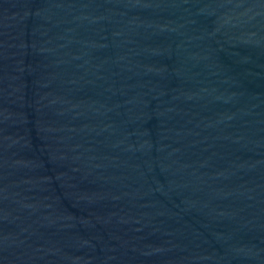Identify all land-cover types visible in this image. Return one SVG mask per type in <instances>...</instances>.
<instances>
[{
  "label": "water",
  "instance_id": "1",
  "mask_svg": "<svg viewBox=\"0 0 264 264\" xmlns=\"http://www.w3.org/2000/svg\"><path fill=\"white\" fill-rule=\"evenodd\" d=\"M0 264H264V0H0Z\"/></svg>",
  "mask_w": 264,
  "mask_h": 264
}]
</instances>
